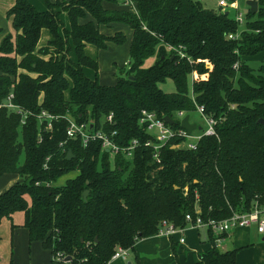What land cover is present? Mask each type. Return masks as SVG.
<instances>
[{
  "label": "trees",
  "instance_id": "1",
  "mask_svg": "<svg viewBox=\"0 0 264 264\" xmlns=\"http://www.w3.org/2000/svg\"><path fill=\"white\" fill-rule=\"evenodd\" d=\"M44 1L42 10L29 0H14L6 10L12 30L0 42V100L12 91L29 114L21 124L20 114L0 107V175L20 176L0 192V220L23 210L29 240L50 249V264H63L53 257L57 251L80 264H106L115 245L133 247L137 238L156 234L163 220L183 226L186 213L221 218L232 209L264 206V0L255 12L247 4L242 25L201 0H130L126 8L103 5L125 0ZM112 22L126 24L132 35L126 67L105 84L85 44L123 43L122 30L100 31ZM42 28L51 38L38 46ZM259 52L253 67L247 56ZM167 78L173 91L159 85ZM194 102L216 119V134L202 136L195 149L173 147L178 139L171 138L156 161L144 144L149 134L138 122L140 109L178 125L177 111L194 110ZM42 109L58 116L51 130L39 119ZM67 116L115 129L118 143L137 137L140 144L132 158L110 160L98 140L84 146L79 137L67 138ZM72 170L78 172L56 183ZM236 250L214 244L199 261L235 264Z\"/></svg>",
  "mask_w": 264,
  "mask_h": 264
},
{
  "label": "crops",
  "instance_id": "2",
  "mask_svg": "<svg viewBox=\"0 0 264 264\" xmlns=\"http://www.w3.org/2000/svg\"><path fill=\"white\" fill-rule=\"evenodd\" d=\"M29 1L38 9L42 10L47 7L44 0V7L36 5L39 4L38 0ZM13 2L14 0H0V42L5 34L12 30L11 20L7 17L6 10ZM124 4H128H126V0ZM103 5L107 8H126L123 4L107 1H104ZM226 11L229 12L228 10ZM60 16L63 21V26H68L69 20L67 13L62 11ZM87 18H90V16L81 18L80 21H84ZM125 25L122 22H112L110 25L101 24L99 28L101 32L108 35L113 34L117 30H122L125 33L126 40L128 39L127 48L129 50L132 29ZM49 38H51L50 31L47 28H42L38 46L45 44ZM111 43L114 42H107L108 45ZM92 44H85V52L97 58L93 53L88 52V48ZM70 56L75 58L74 51L70 52ZM127 62L128 59L124 61L123 65H127ZM116 79L117 75L111 81L106 82L100 79L99 81L105 84H113L116 82ZM75 171L76 173L78 172V170ZM17 180H20V176L14 172L1 174L0 192L7 189ZM64 181H56V183L61 184ZM23 222V210H16L11 213L10 217L3 216L1 218L0 264H50L52 257L50 249L43 247L39 240H29L28 229L23 225ZM211 233L214 239L219 236L220 240L218 243H216V240L213 242L209 240V229L206 227H196L186 223L183 225L181 231H177L170 236L154 234L137 238L134 246L130 247L126 256L109 259L106 264H204L199 261V256L214 244L221 250L237 248L235 264H264V233L257 232L253 226L238 227L221 234ZM180 236L184 237L183 241H180Z\"/></svg>",
  "mask_w": 264,
  "mask_h": 264
},
{
  "label": "built area",
  "instance_id": "3",
  "mask_svg": "<svg viewBox=\"0 0 264 264\" xmlns=\"http://www.w3.org/2000/svg\"><path fill=\"white\" fill-rule=\"evenodd\" d=\"M126 2H131L126 0ZM229 4L237 9L238 0H218V6L220 10ZM234 18L242 25L245 21V12L237 10ZM237 35L229 33V37ZM172 47V46H169ZM182 55V52H180ZM13 92L10 91L4 98L0 100V107L4 106L8 110L20 114V123L24 124L29 111L21 107L20 104L13 101ZM194 111L198 112L200 121H194L195 127L188 131L180 124V119L186 114V111L179 109L177 111V117L179 118V124L167 122L163 117H159L153 110L147 108H141L138 118V122L145 126L146 132L149 134L148 138L144 140V144L151 146L153 149L152 156L156 161H160L159 152L160 147L169 139L177 138L178 140L172 144L173 147H186L195 149L198 141L202 136L215 135L216 119L207 114L203 110V105L194 102ZM58 116L52 114L44 109L39 113V119L44 120V126L46 129L51 130L53 127V120ZM66 135L67 138L79 137L81 143L86 146L93 140L100 142V149L105 151L110 160H113L115 156L119 155L125 159H130L134 156L136 147L140 144V139L134 137L127 143H118L115 139L116 130L105 128L102 123L95 125L92 119L77 120L73 116H67ZM112 114H108L105 117V121H111ZM189 122L190 116L188 117ZM186 221L196 227H206L212 232L221 234L228 232L238 227L253 226L257 232L264 233V206L255 203L250 209H232V212L225 217H209L204 219L201 215L197 214L192 216L190 213L185 215ZM183 226L175 225L171 221L163 220L156 234L172 235L177 231H181ZM180 241L184 240L183 236L179 237ZM214 240L216 243L220 240L217 236ZM130 247L122 246L121 244L115 245L114 251L110 256V259L116 257H124L128 254ZM53 257L61 259L63 264H80L79 261H73L70 256H67L61 251L55 252Z\"/></svg>",
  "mask_w": 264,
  "mask_h": 264
},
{
  "label": "rangeland",
  "instance_id": "4",
  "mask_svg": "<svg viewBox=\"0 0 264 264\" xmlns=\"http://www.w3.org/2000/svg\"><path fill=\"white\" fill-rule=\"evenodd\" d=\"M39 4L36 5H41L42 7L45 6L44 1L38 0ZM204 6L206 7H212L214 9H219L218 6V0H201ZM125 7H128V5L123 4ZM247 9V3L246 0H238V7L237 9L235 7L230 6L227 4L224 10H228L231 16H234L237 10H242L246 11ZM125 25V24H124ZM126 26V25H125ZM128 39L125 40L123 43L117 44V43H111L107 44L106 47L104 48H97L93 44L91 47L88 48L89 53H93L95 56H97L98 59V75L99 79L102 81H111L114 76L118 75L120 73V67L126 66L123 65L124 61L128 59V48L127 44ZM263 54L262 52L256 53L251 56H247V62L253 66L257 67L260 59L262 58ZM154 61V55L148 57L144 64L149 65ZM121 65V66H120ZM84 71L86 74L92 76L93 75V69L90 66H85ZM189 88L191 89V78L188 81ZM159 85L161 88L165 91H173L175 86L174 82L171 78H167L164 82H160ZM186 114L190 116L191 122L200 121V118L198 116V112L194 110L187 111ZM24 157V153L20 155V160L22 161ZM76 171L72 170L68 172L67 174H64L60 178H58L57 182H63L68 176H73L75 175Z\"/></svg>",
  "mask_w": 264,
  "mask_h": 264
},
{
  "label": "water",
  "instance_id": "5",
  "mask_svg": "<svg viewBox=\"0 0 264 264\" xmlns=\"http://www.w3.org/2000/svg\"><path fill=\"white\" fill-rule=\"evenodd\" d=\"M246 3L248 4L249 6V9L251 12H255L257 10V6H258V3H257V0H246ZM227 12V11H226ZM188 117L189 115L188 114H185L181 119H180V124L185 127L188 131H191V129H193L195 127V123L194 122H189L188 120ZM167 122H170V123H173L174 120L168 116V115H165L163 117ZM261 122H264V119L260 118L259 119ZM70 153V150H68V154ZM87 192L88 190L85 189L84 192H83V197H86L87 195ZM264 238V236H263Z\"/></svg>",
  "mask_w": 264,
  "mask_h": 264
}]
</instances>
